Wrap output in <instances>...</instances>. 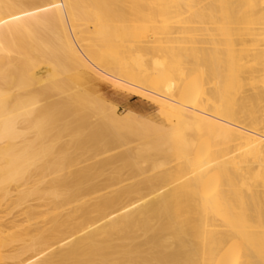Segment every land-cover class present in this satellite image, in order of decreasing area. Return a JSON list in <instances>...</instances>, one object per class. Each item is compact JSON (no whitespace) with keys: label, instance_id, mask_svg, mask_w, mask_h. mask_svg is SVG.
Segmentation results:
<instances>
[{"label":"bare ground","instance_id":"bare-ground-1","mask_svg":"<svg viewBox=\"0 0 264 264\" xmlns=\"http://www.w3.org/2000/svg\"><path fill=\"white\" fill-rule=\"evenodd\" d=\"M25 262L264 264V0H0V264Z\"/></svg>","mask_w":264,"mask_h":264},{"label":"rangeland","instance_id":"rangeland-1","mask_svg":"<svg viewBox=\"0 0 264 264\" xmlns=\"http://www.w3.org/2000/svg\"><path fill=\"white\" fill-rule=\"evenodd\" d=\"M98 84L96 93L109 105L115 107L121 116L136 112L160 124L170 126L166 123L168 119L159 111L157 104L150 99L138 96L139 94L131 91L122 90L106 81H100Z\"/></svg>","mask_w":264,"mask_h":264}]
</instances>
